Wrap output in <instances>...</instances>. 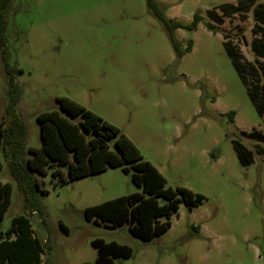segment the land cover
<instances>
[{
    "label": "rangeland",
    "instance_id": "obj_1",
    "mask_svg": "<svg viewBox=\"0 0 264 264\" xmlns=\"http://www.w3.org/2000/svg\"><path fill=\"white\" fill-rule=\"evenodd\" d=\"M155 1L181 24L201 16L195 31L172 33L181 50L192 42L190 52L176 55L146 0H9L3 12L4 61L14 70L15 113L25 124L22 159L41 146L36 116L59 110L56 98L67 97L118 128L167 187L203 196L193 208L179 204L177 214L158 220H168V230L142 241L127 225L108 228L83 215L140 192L121 167L64 184L51 176L55 165L47 167L34 174L46 194L26 195L25 209L0 151V183L12 185L0 231L27 216L44 244L41 264H93L96 238L131 248L129 259L114 264H264V140L249 135L264 136V109H256L264 104V0ZM3 65L0 51L1 127L10 119ZM235 143L250 153L249 164L238 161Z\"/></svg>",
    "mask_w": 264,
    "mask_h": 264
},
{
    "label": "trees",
    "instance_id": "obj_2",
    "mask_svg": "<svg viewBox=\"0 0 264 264\" xmlns=\"http://www.w3.org/2000/svg\"><path fill=\"white\" fill-rule=\"evenodd\" d=\"M8 4L9 0H0V51L8 94L6 113L10 117L5 127L0 126V151L9 157L10 175L18 184L17 191L23 196L25 209L26 195L34 192L46 194L34 174L46 175L47 167L55 165L51 176L59 184L98 174L108 168L121 167L123 173L130 174L131 182L140 192L85 208V220L96 225L101 223L108 228L127 225L128 232L142 241H150L164 234L170 222H158L159 219H168L177 214L181 203L188 208L199 205L203 196L184 187H167L159 171L143 159L138 148L118 128L75 101L57 97L59 110L41 112L36 116L41 146L28 148L29 156L25 159L20 157L25 138V124L15 113L20 90L14 80V70L5 64L3 55L7 43V22L3 12ZM146 4L169 32L170 43L176 55L181 57L190 52L192 42L181 50L172 33L175 29L195 31L202 21L201 16L195 13L189 24H181L165 17L155 0H146ZM224 8L235 9L230 5H225ZM206 28L216 33L213 24H206ZM225 47L240 74L238 62L231 50L226 45ZM242 82L246 85L243 76ZM261 94L264 97V87ZM253 103L256 105L255 101ZM256 109L260 113L264 104L256 105ZM77 118L79 120L74 122ZM249 135L264 140L261 134ZM233 149L241 164H249L251 158L248 151L238 143L233 145ZM61 167H66V173ZM11 192L10 183H0V221L10 205ZM41 222L45 223L44 220ZM59 227L64 232L67 231L62 224ZM91 245L96 250L93 264H114L115 259H129L132 255L130 247L113 241L105 242L96 238L91 241ZM43 252L44 244L34 234L30 220L25 215L15 216L10 227L4 232L0 231V264H41Z\"/></svg>",
    "mask_w": 264,
    "mask_h": 264
}]
</instances>
